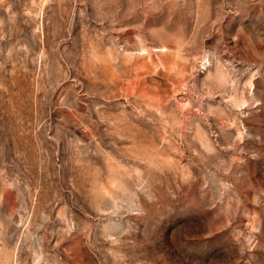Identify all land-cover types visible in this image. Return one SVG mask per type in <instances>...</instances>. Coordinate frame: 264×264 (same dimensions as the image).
I'll list each match as a JSON object with an SVG mask.
<instances>
[{
	"label": "rangeland",
	"instance_id": "1",
	"mask_svg": "<svg viewBox=\"0 0 264 264\" xmlns=\"http://www.w3.org/2000/svg\"><path fill=\"white\" fill-rule=\"evenodd\" d=\"M0 264H264V0H0Z\"/></svg>",
	"mask_w": 264,
	"mask_h": 264
}]
</instances>
